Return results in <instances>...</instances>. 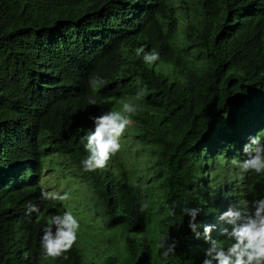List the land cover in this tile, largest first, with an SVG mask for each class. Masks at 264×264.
<instances>
[{
    "label": "trees",
    "instance_id": "obj_1",
    "mask_svg": "<svg viewBox=\"0 0 264 264\" xmlns=\"http://www.w3.org/2000/svg\"><path fill=\"white\" fill-rule=\"evenodd\" d=\"M196 2L194 13L187 0H0V142L19 161L35 159L29 167L37 173L48 167L61 184L73 181L71 188L84 193L68 204L18 191L22 211L0 202V264H89L85 246L92 264H202L210 239L230 244L217 232L205 238L203 225L229 203L264 198V174L210 173L247 158L242 145L249 140L234 124L241 110L264 105V0ZM179 9L183 47L176 43ZM141 47L159 59L146 64ZM56 64L47 68L54 75L43 77ZM91 77L104 83L93 90ZM124 95L138 106L129 128L134 139L124 138L121 157L106 168L83 172L91 117L118 107L113 100ZM124 151L134 159L128 167ZM38 203L37 224L16 239L10 219ZM75 203L89 218L78 246L67 259H43L48 218L77 212ZM185 205L200 209L199 238L181 215ZM164 236L178 242L168 257L159 248Z\"/></svg>",
    "mask_w": 264,
    "mask_h": 264
},
{
    "label": "clouds",
    "instance_id": "obj_2",
    "mask_svg": "<svg viewBox=\"0 0 264 264\" xmlns=\"http://www.w3.org/2000/svg\"><path fill=\"white\" fill-rule=\"evenodd\" d=\"M141 53H144L143 60L148 65L159 59V54L155 51L145 53L144 48L141 47L137 49V55L139 56ZM57 66L59 64L47 65L44 70L47 73L43 77L54 75L52 73L55 71L47 68ZM103 83L104 81L99 77L89 79V85L93 90H96ZM142 96V92L137 93V99H141ZM89 104L95 105L96 100L90 99ZM255 107L258 110L264 109V105H256ZM137 113V105L124 101L119 103L118 107L111 106V108L106 109L105 113L91 117L94 128L82 138L86 140L84 148L87 151V158L81 160L83 172L92 173L102 170L108 166V162L112 157H121L125 138L123 134L131 126L132 117ZM261 135H264V132L258 133L255 137H250L247 144L242 145L241 143L243 151L247 153V158L243 161H237L234 158L232 161L233 164L238 165L241 174H264V143L261 142ZM34 160L27 156L23 161H19L16 155L10 153L6 145L0 142V202L6 203L10 210L22 211L27 206L18 197V191L35 193L51 201H65L68 199L74 203L84 197L83 191L67 185L64 188L67 193L64 195L47 193L46 183L43 179L45 175L48 176L47 183L54 182L57 185L61 184L63 178L58 179L57 175H50V169L45 166L40 173H37L29 167L34 163ZM5 164H8L12 173L5 171ZM224 173L226 172L210 173V176H219ZM74 186L76 185L74 184ZM73 191L75 195H73ZM78 196L80 198H77ZM40 206L41 204L38 203L33 208L28 207L26 209V211H29L27 214L10 219L16 239L21 238L37 224L35 217ZM147 208L148 204L142 203L140 211L144 212ZM199 211L200 209L187 205L181 208V215L189 217L188 228L197 238L200 237L198 229L201 227L200 224L196 223ZM168 215H176L174 207L169 209ZM82 224L85 225V223L79 221L72 211H64L62 214L49 217L43 229V234L40 236L43 259H67L78 246L80 240L78 233ZM211 232L222 234L225 241H229L230 244L224 247L221 241L210 239ZM203 233L205 238L210 239V246L205 250V258L202 264H264V198L251 201L241 199L239 205L234 202L227 204L219 211L214 223L203 225ZM168 241L169 237L164 236L159 243L161 254L164 257L174 254L178 243L175 239H172L170 243ZM88 249V246L83 249L85 260L89 255Z\"/></svg>",
    "mask_w": 264,
    "mask_h": 264
},
{
    "label": "rangeland",
    "instance_id": "obj_3",
    "mask_svg": "<svg viewBox=\"0 0 264 264\" xmlns=\"http://www.w3.org/2000/svg\"><path fill=\"white\" fill-rule=\"evenodd\" d=\"M177 5H179L180 0H173ZM188 2V6L191 8V10L195 13L197 10H199V6L197 5L196 0H187ZM178 19H179V27H178V35H177V39H176V43L183 47L187 44V41L185 40V22H184V11L182 9H179L178 11ZM248 99V98H247ZM129 102L132 103L134 102V98L128 95H124L119 99H114L113 102H119V103H123V102ZM264 121V109H257L256 107H251L249 109H244L241 110L240 114L238 115V119L236 120L235 128L238 132L239 135V131L243 132V135L249 140L250 137H255L258 133H262L264 132V128L262 127V123ZM129 128H127V130L125 131V133L123 134L128 140H132L134 139V137H130L129 136ZM262 136V135H261ZM232 139L234 141H237L238 139L235 137H232ZM132 151H134V146H132ZM124 155H125V161L126 163H128V160H134L133 156L130 157L127 155V152L124 151ZM246 157V155H245ZM143 160H139L138 164H140ZM242 161V160H240ZM132 163H128L127 167L130 166ZM230 170H228L226 173L219 175V178H225V177H235L238 176V174L240 173V169L238 167V165L233 164V162H229L228 165ZM146 177V180L149 182V184L151 185V183H154V181L151 179V168L150 165H146L145 167L142 168ZM214 173H221L222 168H218L217 170H211ZM211 173V174H214ZM132 182L136 181V176H133L132 173L129 174ZM44 182L46 183V189H47V193L49 194H58V195H64L65 193H67V191H65V186L60 184L57 185L54 182H48V176L45 175L43 177ZM73 181L68 182L67 186L70 187L72 186ZM73 195H75V192L73 191ZM77 198H80V196H78ZM68 204H74L72 201H69L68 199L65 200ZM77 204V203H75ZM77 207L80 208L77 212L73 213L75 216H77V218L79 219V221L87 224V222L89 221L88 218V214L87 213H83V208L84 206H81L79 204H77ZM93 221V220H92ZM92 227L98 225L97 222H92ZM86 261L89 264H92V262H97L94 258H90L87 255V259Z\"/></svg>",
    "mask_w": 264,
    "mask_h": 264
}]
</instances>
